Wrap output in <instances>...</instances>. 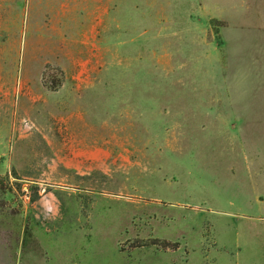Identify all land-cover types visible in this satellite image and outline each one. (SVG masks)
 I'll list each match as a JSON object with an SVG mask.
<instances>
[{"label":"rangeland","instance_id":"obj_1","mask_svg":"<svg viewBox=\"0 0 264 264\" xmlns=\"http://www.w3.org/2000/svg\"><path fill=\"white\" fill-rule=\"evenodd\" d=\"M0 264H264V0H0Z\"/></svg>","mask_w":264,"mask_h":264},{"label":"crops","instance_id":"obj_2","mask_svg":"<svg viewBox=\"0 0 264 264\" xmlns=\"http://www.w3.org/2000/svg\"><path fill=\"white\" fill-rule=\"evenodd\" d=\"M101 21L102 20L98 17V20L97 19L93 20L91 22V24L88 23V25L84 24V25L78 26V27H81V30H79L80 32H79L78 43L81 45L84 44V46H85V44H87L88 40H89V37L86 35L85 30L89 29L91 32H96L98 29V32H99V28H100L99 24L101 23ZM79 119H80V117H79Z\"/></svg>","mask_w":264,"mask_h":264}]
</instances>
